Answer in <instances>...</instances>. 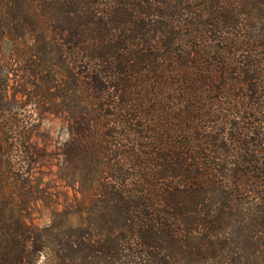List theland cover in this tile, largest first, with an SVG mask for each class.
Listing matches in <instances>:
<instances>
[{
    "label": "trees",
    "instance_id": "obj_1",
    "mask_svg": "<svg viewBox=\"0 0 264 264\" xmlns=\"http://www.w3.org/2000/svg\"><path fill=\"white\" fill-rule=\"evenodd\" d=\"M18 72L75 124L43 227ZM0 264H264V0H0Z\"/></svg>",
    "mask_w": 264,
    "mask_h": 264
},
{
    "label": "rangeland",
    "instance_id": "obj_2",
    "mask_svg": "<svg viewBox=\"0 0 264 264\" xmlns=\"http://www.w3.org/2000/svg\"><path fill=\"white\" fill-rule=\"evenodd\" d=\"M25 74L17 73L15 78L17 83L14 81L10 83L12 87L9 93L14 89L26 90L29 96H22L19 91L17 97L21 106L19 108V112L22 114L21 118L32 124L28 130L27 139L49 152L51 156L43 161V165L39 168L42 170L41 174H38L42 182L39 188L46 187L48 200L42 196L39 197L28 214L30 222L43 227L50 221L51 206L58 202L60 204L58 208L62 209L63 204H66L67 201L70 202L75 195L73 188L65 186L56 175L57 163L60 159L62 160V148L66 142L71 140L70 129L74 128L75 124L63 111L64 107L62 109L61 101L63 102V100L59 97L61 93L50 88L49 83L43 90H38L29 83L32 80L28 79ZM18 84L24 86L19 87ZM51 109L56 112L52 113ZM75 187L78 188V185Z\"/></svg>",
    "mask_w": 264,
    "mask_h": 264
}]
</instances>
